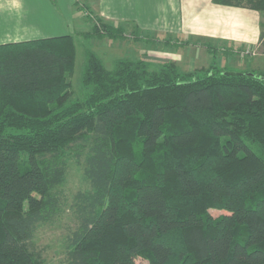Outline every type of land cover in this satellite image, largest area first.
Segmentation results:
<instances>
[{"label":"trees","instance_id":"16d2710c","mask_svg":"<svg viewBox=\"0 0 264 264\" xmlns=\"http://www.w3.org/2000/svg\"><path fill=\"white\" fill-rule=\"evenodd\" d=\"M213 2L264 13V0ZM96 21L80 34L123 38ZM212 55L184 73L127 58L108 69L88 51L87 93L72 99V35L0 44V264H44L34 232L61 212L73 152L90 189L63 264H264V69Z\"/></svg>","mask_w":264,"mask_h":264},{"label":"crops","instance_id":"0c3cea01","mask_svg":"<svg viewBox=\"0 0 264 264\" xmlns=\"http://www.w3.org/2000/svg\"><path fill=\"white\" fill-rule=\"evenodd\" d=\"M74 2L0 0V44L73 36ZM88 6L104 23L149 37L136 39L138 45L129 43V50L137 48L133 55L141 56L118 59H145L153 65L173 62L181 72L196 73L211 64L215 51L220 68L229 64L232 69H264L263 13L256 10L213 0H89ZM242 50H249L244 61L237 59Z\"/></svg>","mask_w":264,"mask_h":264},{"label":"rangeland","instance_id":"374dc122","mask_svg":"<svg viewBox=\"0 0 264 264\" xmlns=\"http://www.w3.org/2000/svg\"><path fill=\"white\" fill-rule=\"evenodd\" d=\"M88 4L89 0H75L73 6L72 18H74L75 21L73 23V39L76 47V59L74 72L70 78L73 94L72 99L83 98L87 93V90L84 89L81 84V74L84 67L86 52L90 51L97 54L102 60L104 66L111 69L119 56L121 58L141 56L135 52V55H133L132 49L137 48L135 46L131 47L129 50V43L138 45L136 44V39L140 41L147 39L148 37L147 35L145 36L143 33L133 31V28H127L126 26L120 27L124 30L123 38L109 39L108 37H98L96 35L84 37L80 33L91 32L93 25L97 22L96 20H98V17L90 12L89 9L91 6H88ZM262 25L264 31V13L262 17ZM114 27L119 26L115 25ZM260 50H263V48L260 47ZM241 52H243V50ZM241 52H238V55H240ZM256 53L257 51H255V55H257ZM247 56L248 55L243 57L238 56L237 59L244 61ZM215 63L217 64L216 58ZM227 68L232 69L233 67L228 64ZM75 151L77 150L75 149ZM74 153L75 152L67 155L68 160L65 176L63 182L56 189L60 196L62 206L61 212L53 221L38 224L34 232L33 243L36 250L41 253L44 264L64 263L67 245L69 244L72 232L76 229L78 224L76 195L84 193L90 189V183L84 174V153L80 157V160H77L74 157ZM210 213L216 216L219 215L221 211L212 209L210 210ZM132 258L135 264H148L145 259L137 255H133Z\"/></svg>","mask_w":264,"mask_h":264},{"label":"built area","instance_id":"2783aa9c","mask_svg":"<svg viewBox=\"0 0 264 264\" xmlns=\"http://www.w3.org/2000/svg\"><path fill=\"white\" fill-rule=\"evenodd\" d=\"M249 54V50H246V51H243L241 54H240V57H243L245 55Z\"/></svg>","mask_w":264,"mask_h":264},{"label":"water","instance_id":"95a60500","mask_svg":"<svg viewBox=\"0 0 264 264\" xmlns=\"http://www.w3.org/2000/svg\"><path fill=\"white\" fill-rule=\"evenodd\" d=\"M225 73H227V74H238V72H234V71H227V72H225Z\"/></svg>","mask_w":264,"mask_h":264}]
</instances>
